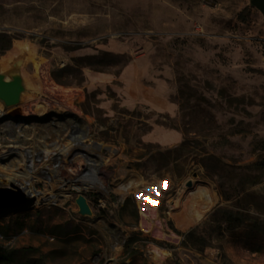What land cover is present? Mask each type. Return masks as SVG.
I'll return each instance as SVG.
<instances>
[{
	"label": "rangeland",
	"instance_id": "rangeland-1",
	"mask_svg": "<svg viewBox=\"0 0 264 264\" xmlns=\"http://www.w3.org/2000/svg\"><path fill=\"white\" fill-rule=\"evenodd\" d=\"M18 43L46 61L48 78L37 77L25 59L20 106L25 124L49 132H40L49 149L87 128L129 158L111 156L100 166L107 192L72 182L60 187V180L50 185L38 173L36 189L66 188L71 195L61 204L1 214L0 249L47 264H93L120 231L122 248L112 264H264L259 8L250 0H0L3 70L13 66ZM51 79L59 89H51ZM3 108L2 152L13 144L22 151L26 136ZM72 168L81 170L72 161L60 176H77ZM196 184L210 187L217 202L190 221L186 208L173 204L191 197ZM79 193L92 215L79 213ZM152 251L161 252L159 261Z\"/></svg>",
	"mask_w": 264,
	"mask_h": 264
},
{
	"label": "bare ground",
	"instance_id": "bare-ground-1",
	"mask_svg": "<svg viewBox=\"0 0 264 264\" xmlns=\"http://www.w3.org/2000/svg\"><path fill=\"white\" fill-rule=\"evenodd\" d=\"M12 54L15 55L14 57L19 54H25L26 58H30L34 63L35 75L37 77L43 76L44 78H48L49 73L46 61L44 59H38L28 44L18 43L14 47ZM50 83H52L51 89L60 88V86L52 79L50 80ZM2 105L3 104H0V117L5 115V110ZM71 106L76 113L81 114V112L75 108V105L71 104ZM44 107L47 109L45 113L52 110L47 101H44ZM25 114L29 115L30 113L25 110ZM16 121L20 128L21 135L26 136L23 139L27 142V145L24 146L22 151H19V146L16 144H13L11 149L7 152H2L0 147V168L8 172L7 175L0 173V182L3 184L15 183L25 191L27 202L23 207L40 204H61L71 195L66 188L61 192H56L55 190L48 188L45 190L36 189L34 180L38 176V173L42 174L40 176L46 178L50 185H54L56 181L60 180V187L72 182L76 183L80 189L92 187L107 192V184L99 174L100 166L107 165L111 160V156H122L126 160L129 158L123 152L122 148L115 144L98 141L92 138L88 133L87 128L84 132V138H82V135H74L68 142H63L61 145L56 143V145L59 146L57 147L55 145L56 150H50V143L42 140V135H40L41 131L48 134L49 132L46 129L25 124L22 116H16ZM70 121L76 123L72 116L70 117ZM30 130H34V134L38 136V139L41 140V142H35L34 144L33 135L31 134L32 137H28ZM53 131L56 132V136L61 140L62 137L57 129H53ZM104 149L108 151L110 156H104ZM72 161H77L81 168L79 173L74 172L73 168L71 169V171L77 176H60V169L66 167V163ZM114 179H116V174L114 175ZM138 183H140V181ZM117 185H119V188L123 193H126L127 188H123L119 183ZM191 194V197L182 195V197L176 199L173 207L177 208L181 205L184 206L189 214L190 221H197L205 212L215 205L217 197L211 188L204 184H196V188ZM14 208L15 206L13 205L2 206L0 207V215ZM122 243L123 239L121 232L117 231L116 233H112L109 238L107 249L94 258L93 264H98L102 257H106L108 264H112L115 255L122 248ZM161 256V252L152 251L151 257L154 260L159 261Z\"/></svg>",
	"mask_w": 264,
	"mask_h": 264
},
{
	"label": "water",
	"instance_id": "water-1",
	"mask_svg": "<svg viewBox=\"0 0 264 264\" xmlns=\"http://www.w3.org/2000/svg\"><path fill=\"white\" fill-rule=\"evenodd\" d=\"M250 4L256 6L264 13V0H250ZM25 59V54H19L13 58V66L11 68L3 70L0 67V102L14 116L22 115L20 102L23 94L27 91V82L22 71ZM26 202L27 195L21 187L15 183L3 184L0 182V207L13 205L19 209ZM76 203L81 215H92L91 205L84 193L77 195Z\"/></svg>",
	"mask_w": 264,
	"mask_h": 264
},
{
	"label": "trees",
	"instance_id": "trees-1",
	"mask_svg": "<svg viewBox=\"0 0 264 264\" xmlns=\"http://www.w3.org/2000/svg\"><path fill=\"white\" fill-rule=\"evenodd\" d=\"M55 78L59 80V77L55 75ZM13 250L0 249V264H47L42 257H34L23 259L19 258L13 253ZM16 252V251H15Z\"/></svg>",
	"mask_w": 264,
	"mask_h": 264
},
{
	"label": "built area",
	"instance_id": "built-area-1",
	"mask_svg": "<svg viewBox=\"0 0 264 264\" xmlns=\"http://www.w3.org/2000/svg\"><path fill=\"white\" fill-rule=\"evenodd\" d=\"M82 135H83V137H82V138H84V136H85V133L83 132V134H82Z\"/></svg>",
	"mask_w": 264,
	"mask_h": 264
},
{
	"label": "crops",
	"instance_id": "crops-1",
	"mask_svg": "<svg viewBox=\"0 0 264 264\" xmlns=\"http://www.w3.org/2000/svg\"><path fill=\"white\" fill-rule=\"evenodd\" d=\"M85 132V131H84Z\"/></svg>",
	"mask_w": 264,
	"mask_h": 264
}]
</instances>
